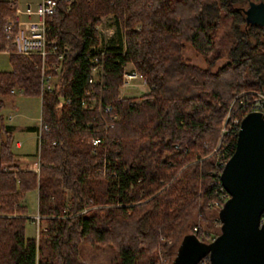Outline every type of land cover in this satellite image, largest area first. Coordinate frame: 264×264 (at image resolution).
<instances>
[{
	"label": "trees",
	"instance_id": "1",
	"mask_svg": "<svg viewBox=\"0 0 264 264\" xmlns=\"http://www.w3.org/2000/svg\"><path fill=\"white\" fill-rule=\"evenodd\" d=\"M249 1L264 3L56 0L50 37L68 50L54 88L40 96L38 56L10 54L11 70L0 71V96L16 89L40 97L49 128L37 172L12 165L3 130L0 264H172L186 236L208 244L219 235L221 162L235 150L248 106L264 95V27L246 23ZM12 2L0 0V34ZM102 18L114 29L106 39ZM93 57L102 71L90 84ZM128 64L149 88L139 101L120 96ZM34 190L43 225L28 238L26 194Z\"/></svg>",
	"mask_w": 264,
	"mask_h": 264
},
{
	"label": "water",
	"instance_id": "2",
	"mask_svg": "<svg viewBox=\"0 0 264 264\" xmlns=\"http://www.w3.org/2000/svg\"><path fill=\"white\" fill-rule=\"evenodd\" d=\"M247 24L264 27V3L248 2ZM228 194L220 213V233L210 243L186 236L172 264H264V112H251L240 122L233 154L220 174Z\"/></svg>",
	"mask_w": 264,
	"mask_h": 264
},
{
	"label": "built area",
	"instance_id": "3",
	"mask_svg": "<svg viewBox=\"0 0 264 264\" xmlns=\"http://www.w3.org/2000/svg\"><path fill=\"white\" fill-rule=\"evenodd\" d=\"M11 7L14 10V17L7 20L2 26L0 34V52L8 55H34L40 58V63L37 68L41 76L40 96L42 97L44 92H50L54 88V83L57 80L56 75L61 71L59 62L63 59L65 52L68 50L67 47H64L62 50L58 49L56 36L50 37V23L56 12L57 2L56 0H32L26 2L24 7L20 9L16 1H13ZM100 55L102 56L103 52H101ZM50 57H56L57 62L53 61ZM91 62H93L94 65L91 67L88 82L93 84L97 78L100 77L102 66L100 63L98 64L97 57H93ZM136 79L142 80L143 85L146 84L145 79L134 71L125 72L122 80V88L129 86L130 82ZM10 93L22 95L23 92L22 90L12 89ZM69 102V99H65V103ZM80 104L84 107L87 106L84 99ZM98 109L100 111L102 109L105 113H110L112 111L111 106L102 107L101 104H98ZM251 112H264V95L259 94L248 106L247 114ZM115 118L116 116H112V119ZM107 127L108 124H105L104 128L106 129ZM41 131L48 132L49 128L45 125L43 126L40 121V132L38 135L39 143ZM90 143L93 146H98L100 140L97 137H93ZM226 162L227 161L221 162L222 169ZM1 169L6 170V167L2 166ZM220 174L221 172L219 173V178ZM221 189L224 193L221 195V200L225 202L229 196L222 186ZM263 223L264 210L260 215V225ZM194 231H196V228H194ZM197 264H210L208 256L201 258Z\"/></svg>",
	"mask_w": 264,
	"mask_h": 264
},
{
	"label": "rangeland",
	"instance_id": "4",
	"mask_svg": "<svg viewBox=\"0 0 264 264\" xmlns=\"http://www.w3.org/2000/svg\"><path fill=\"white\" fill-rule=\"evenodd\" d=\"M8 1H16L18 7L22 9L26 2L32 1V0H8ZM257 2V1H254ZM244 10L248 8V4H244ZM225 19H222L220 21V24L223 23ZM111 19L109 18H102V22L100 25L97 26L99 31L102 35L105 34V36L109 33L111 36L113 34V26L111 25ZM222 22V23H221ZM219 24V25H220ZM105 39L107 37H104ZM219 39V49L218 51L220 53H225L227 50L224 46V43ZM221 44V45H220ZM185 56L191 60L193 64L204 66V62L201 58L196 56L195 52L191 49H188L185 52ZM226 60V57H222V59H219L217 61L216 65H220L224 63ZM10 63H9V56L5 53L0 52V71H10ZM133 66L131 64H128L126 67V72H132ZM122 88V87H121ZM120 88V89H121ZM149 88L147 85L142 84V80L136 79L132 80L130 82V85L127 87H123L120 90V94L123 97H135L138 98L137 101L140 100V97L147 93ZM0 100L3 102V107H0V124L7 123L8 115L12 112L15 113L17 110L20 114L19 117H15L14 121L16 125L19 127L24 125H36L38 124V121L40 119V112H41V99L37 96H10L8 95H2L0 96ZM15 102V105H12V102ZM13 107H16L17 109L14 110ZM3 118V119H2ZM0 135H1V128H0ZM14 140H19L22 142L23 146L20 150H16L12 147V151L15 153L16 157L24 156L28 157L29 160L35 161L37 159L38 154V145L35 138L34 133H27L24 130H18L16 135H14ZM21 153L25 154L22 155ZM26 204H27V216L29 219L25 223V236L28 238H37L38 237V231L39 227L43 225L42 222H40V217L37 214V192L31 191L26 194ZM33 218V219H31ZM218 226V225H217ZM220 226V225H219ZM84 263L90 264L88 260H83Z\"/></svg>",
	"mask_w": 264,
	"mask_h": 264
},
{
	"label": "crops",
	"instance_id": "5",
	"mask_svg": "<svg viewBox=\"0 0 264 264\" xmlns=\"http://www.w3.org/2000/svg\"><path fill=\"white\" fill-rule=\"evenodd\" d=\"M103 36L104 37H110L111 35L108 33L106 36H105V34ZM10 67H11V65H10ZM1 72H8V71H1ZM55 83H56V81H55ZM12 95L18 96L19 94H12V93H10V96H12ZM19 96H23V95H19ZM12 105L13 106L15 105V102L14 101L12 102ZM1 106L3 107L2 100H1L0 107ZM13 106H12V108L14 110H16L17 108L16 107H13ZM40 115H41V112H40ZM19 116H20V114L18 113L17 110L15 111V113H12L11 112L8 115V118H7L8 122L5 123V124H3V123L0 124V128H1L0 144H1V141L3 139V130H7L8 133L11 135V138H12V147L14 149H16V150H20L22 148L23 144L19 140H14V135H16V133L18 132V130H21V131L24 130L27 133H34L35 134V138H36V141H37V145L39 147L38 135H39V132H40V121H41V118L39 119L38 124H36V125H32V126L31 125H24V126L19 127V129H18V126L16 125L14 119H15V117H19ZM21 154L22 155H25L26 153L25 154L21 153ZM12 165L19 167L21 170H29V171H35V172H37L38 171V156H37V159L35 161L29 160L28 157H24V156H20V157L18 156V157H16L15 156L14 159H13ZM31 219H33V218H31Z\"/></svg>",
	"mask_w": 264,
	"mask_h": 264
}]
</instances>
